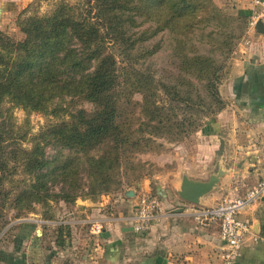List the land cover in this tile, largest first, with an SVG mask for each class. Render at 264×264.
Returning <instances> with one entry per match:
<instances>
[{"label":"trees","instance_id":"obj_1","mask_svg":"<svg viewBox=\"0 0 264 264\" xmlns=\"http://www.w3.org/2000/svg\"><path fill=\"white\" fill-rule=\"evenodd\" d=\"M200 4L199 0H86L78 4L64 0L49 14L21 20L20 27L26 35L23 40L17 41L0 31V232L8 223L6 214L10 209L17 210L18 218L32 210L36 202L76 199L77 194L70 192H50L49 182L61 177L72 185L86 163L88 194L107 193L119 183L124 165L127 170L139 165L134 162V153L152 141L142 134L179 140L188 131L178 121V114L165 115V105L157 98L159 87L148 73L137 70L130 83L131 94L122 93L119 55H126L127 50L150 39L145 30L128 34L125 23L138 28L154 20L157 27L151 37L171 31L177 47L183 48V76L194 77L198 84L204 82L209 95L222 104L216 113L225 107L218 89L223 80L222 66L214 54L226 55L235 45L232 34L213 30L204 36L213 50L204 54L194 44L187 49L191 23L204 7ZM124 12L131 13L129 18ZM238 16L249 20L247 15ZM190 84L200 102L196 104L192 97L174 101L202 109L204 97L196 84ZM136 92L142 94L141 102L132 100ZM122 96L127 97L126 105L131 101L141 105L138 128H134L129 112L122 108ZM62 97L81 98L91 102L93 108H79L68 112L67 118L47 124L32 147L24 148L28 131L15 123L13 108L57 116L65 109L60 106L50 110L51 103ZM5 103L10 106L4 107ZM50 144L70 153L50 159L46 154ZM94 151L97 154H92ZM19 167L27 179H17ZM144 176H137L136 182Z\"/></svg>","mask_w":264,"mask_h":264},{"label":"rangeland","instance_id":"obj_2","mask_svg":"<svg viewBox=\"0 0 264 264\" xmlns=\"http://www.w3.org/2000/svg\"><path fill=\"white\" fill-rule=\"evenodd\" d=\"M62 1L64 0L4 1L2 5L0 4V31L17 41L23 40L26 35L21 30L20 21L35 14L40 16L49 14L55 6ZM65 1L78 4L84 3L86 0ZM199 1L202 2L200 5L204 7L198 11L199 17L197 16L194 22L191 20L192 32L191 37H189L187 41V49L189 50L191 45L194 44L198 47L200 52L207 54L208 51L213 48V45L208 43L209 39L204 38L208 32L215 30L217 32L220 31V33L225 32L232 34L231 38L233 39L232 43L235 45L234 49L223 56L220 55L221 53L214 54L217 56L220 65L222 66L221 74L224 80L228 74V67L230 66V62L235 52L240 48V45H247L243 40L247 33L248 21H246L245 18H240L238 16L242 15V13L232 7V3L229 0ZM135 3L136 1L133 4ZM129 14L131 13L124 12L126 19L129 18ZM167 15L168 13L166 12V16ZM211 16H215L217 19L209 21L208 18ZM142 19H144V17L139 20L141 21ZM156 27L157 23L154 20H149L145 22L143 26L138 28H133L130 22L125 23L124 30L128 32V34H132L135 31L142 32L145 30L147 31L146 36L150 39L138 44L132 50H127L126 55H119L118 66L122 80V93L124 95L131 94L130 83L135 80L134 73L137 70L148 73L155 78V86L157 87L158 85L159 87L157 98L160 100L161 104L165 105V115L169 116L172 113L178 114V121L185 124L188 131L181 134L182 138H179V140H169L168 137H158L154 139L150 135L142 134L152 139V141H150L146 147H143L142 150L134 153L136 158L134 159V162L139 165H137L135 170H129V168L127 170L126 165H124V167L121 168L118 177L119 183L115 184L107 193L96 194L94 196L88 194L89 178L86 172V163L78 175V179L75 183H72V185L67 184L68 182L65 183L61 177L56 181L49 182L50 192H70L72 194H77L76 199L72 201L71 199L51 198L47 202H36L33 203L32 210L24 212L22 216L18 218L15 217V213L17 212L16 209H10L7 211L6 218L8 223L0 232V257L23 256V253L26 252L29 246L32 247L33 244H36L34 246H37L38 243H40L39 246L43 248L42 252L45 256L84 255L87 251L90 253L92 246L85 245V242L91 239L92 243H94L95 240L93 238H98L103 232L102 230L96 231V229H94L95 226L93 225L95 222L91 220H95L101 216L104 218L115 214L116 212L118 213L119 209V211H122L121 213H127L128 208L124 204H121V202L119 204L116 203V200L123 197V191L126 188L132 187L137 183V176L144 174L145 176L143 178H145L154 175H161L164 171L166 172V170L171 168L172 164L170 163L163 166L152 161V156L155 157L162 153L170 156L174 154L175 150L180 149L179 147L183 149L184 153L196 152L197 145L203 138L201 136V129L216 115V111L222 106V104L215 101L209 95L208 91L203 86L204 82L198 84V81L194 77L189 75L183 76L184 71L182 72L181 70L183 60L181 56L182 54L180 53L183 48L180 50V48L177 47L176 37L171 31L165 30L155 34L154 37H151L153 32H155ZM193 29L195 30L194 33ZM183 54H185V52H183ZM189 82L194 83V85L196 84L200 93L204 97L202 109H200L199 106L194 107L191 104H188L189 106H187L184 101V103L174 101V98L181 100L186 97H192L193 102L196 104L200 102L195 92V88L193 89ZM220 85L221 83L219 84L218 89L221 94ZM132 97L134 102H141L143 96L140 92H136ZM126 99V96H122V108H125V112H129L128 116H130L134 128H138L141 121L142 114L140 112L142 107L140 104L133 105L132 101L130 105H126ZM8 106H10V103L4 104V107ZM60 106H63L65 111L57 114V116L54 114L27 112L21 107L13 108L15 123L19 126H23L24 132L25 130L28 131L27 137L22 144L24 148L32 147L35 138L39 137V134L47 124L58 122L65 117L67 118L68 112H74L79 108H85L88 110L93 108L91 102L82 100L81 98L62 97L51 103L50 110L55 108L58 109ZM173 109L174 112H172ZM125 115L126 114L123 112V116ZM181 136L179 135V137ZM69 153V150L62 149L61 146L56 144H50L46 148V154L50 159L54 158L56 155H68ZM92 154H97V151L92 152ZM20 169L21 167L18 169L17 179H27V176ZM219 171L220 170L216 167L213 171L211 169V171H209L210 174H208L207 178L204 180L209 179L212 174H216ZM225 175L226 172L223 176ZM152 184L154 185L153 192L156 194V185L154 182ZM102 196L105 197L103 200L105 203L101 205L103 209L93 218L87 216L86 212H88V210L86 211V209L91 206L85 202L82 203V201L93 200L97 202ZM176 196L182 200V202H187L188 206L179 205V208H181L180 210L172 209L170 212H181L182 210L189 208V206L199 210L202 208H212L217 205L207 207L199 206L198 204L200 203H188V201L183 200L179 195V192ZM136 202L137 198L135 203ZM30 250L29 247V253ZM24 256H26V254Z\"/></svg>","mask_w":264,"mask_h":264},{"label":"crops","instance_id":"obj_3","mask_svg":"<svg viewBox=\"0 0 264 264\" xmlns=\"http://www.w3.org/2000/svg\"><path fill=\"white\" fill-rule=\"evenodd\" d=\"M4 1L7 0H0V4ZM229 1L238 12L250 18L255 0ZM220 92L225 107L201 129L203 138L196 152L184 153L179 147L170 156L163 153L152 156V161L163 166L170 163L171 168L161 175L140 179L116 200L128 211L121 213L119 209L114 215L120 218L130 214L137 193L141 190L154 193V182L156 194L163 202V215L151 230L138 234L129 230L131 226L118 222L111 230L93 238L94 243L91 239L85 242L92 246L90 253L45 256L38 243L29 246L30 253L28 247L23 256H1L0 264H225L220 257L222 241L218 226L204 227L196 223L191 214L195 208L191 206L184 215H171L170 211L181 209L179 205L188 206L176 196L185 174L204 180L215 167L226 172L219 186L198 204L205 207L218 204L224 197L242 195L264 177V33L256 31L251 44L240 45L221 82ZM129 190L135 195L127 196ZM104 198L97 202L82 201L91 206L86 209L87 216L98 215ZM242 218L252 222V231L234 264H264V199L249 205Z\"/></svg>","mask_w":264,"mask_h":264},{"label":"built area","instance_id":"obj_4","mask_svg":"<svg viewBox=\"0 0 264 264\" xmlns=\"http://www.w3.org/2000/svg\"><path fill=\"white\" fill-rule=\"evenodd\" d=\"M255 8L248 20V29L243 42L251 44L252 34L256 33V24L264 19V0H255ZM137 202L130 214L117 218L114 214L100 217L93 225L96 231L112 229L121 222L125 226L133 227L138 234L151 230L154 224L160 222L163 215V202L157 194L151 191L141 190L136 195ZM264 199V177L255 185L248 188L237 197H224L212 208L193 209L191 212L196 223L204 227L216 225L220 230V257L225 264H234L240 254V250L252 231V222L242 218L244 210L253 202ZM180 210V209H179ZM188 210L171 212V215H184ZM104 229V230H103Z\"/></svg>","mask_w":264,"mask_h":264},{"label":"water","instance_id":"obj_5","mask_svg":"<svg viewBox=\"0 0 264 264\" xmlns=\"http://www.w3.org/2000/svg\"><path fill=\"white\" fill-rule=\"evenodd\" d=\"M256 31L264 33V22L262 20L257 22ZM224 173L225 171L221 169L218 173L212 174L207 180L193 179L185 174L182 179L179 195L183 200L198 204L204 196L212 192L219 185ZM134 195L133 190L127 192V196L129 197ZM129 230L133 231V227L129 228Z\"/></svg>","mask_w":264,"mask_h":264}]
</instances>
